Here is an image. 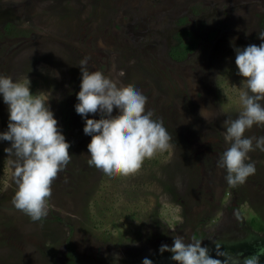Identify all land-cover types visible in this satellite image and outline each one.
Returning <instances> with one entry per match:
<instances>
[{
    "label": "rangeland",
    "instance_id": "rangeland-1",
    "mask_svg": "<svg viewBox=\"0 0 264 264\" xmlns=\"http://www.w3.org/2000/svg\"><path fill=\"white\" fill-rule=\"evenodd\" d=\"M181 31L194 41L174 59ZM262 32L264 0H0V75L27 76L43 93L71 155L34 222L12 204L14 157L0 140V264H176L159 249L177 235L202 242L217 264H264V152L248 154L255 174L235 188L217 166L229 147L224 121L241 111L235 50L264 43ZM84 59L134 85L172 137L135 175L87 163L85 119L100 116L75 111ZM8 123L0 95V132Z\"/></svg>",
    "mask_w": 264,
    "mask_h": 264
},
{
    "label": "clouds",
    "instance_id": "clouds-1",
    "mask_svg": "<svg viewBox=\"0 0 264 264\" xmlns=\"http://www.w3.org/2000/svg\"><path fill=\"white\" fill-rule=\"evenodd\" d=\"M258 39L264 41V32ZM235 53L237 74L244 85L239 96L241 111L237 118L224 121V139L229 147L217 162L226 170L225 179L232 188L255 174V164L247 162L248 154L256 149L264 152V136L244 135L254 125L264 127V43L237 48ZM79 67L81 83L75 111L82 118L89 114L100 116L85 119L83 127L84 134L91 137L88 165L109 177L135 175L146 159L171 146L172 137L162 121L153 119L152 111H146L147 97L134 85L118 86L101 71H89L87 59ZM30 84L27 76L14 81L0 75V95L9 111L7 131L0 132V140L10 142L4 151L14 157L9 160L16 185L12 204L35 222L47 216L51 186L70 163L71 155L70 144L58 129L48 100L43 93H32ZM159 251L170 252L176 264H217L202 242L186 243L179 235L173 237L171 246L161 245ZM142 264L152 262L145 258Z\"/></svg>",
    "mask_w": 264,
    "mask_h": 264
},
{
    "label": "trees",
    "instance_id": "trees-1",
    "mask_svg": "<svg viewBox=\"0 0 264 264\" xmlns=\"http://www.w3.org/2000/svg\"><path fill=\"white\" fill-rule=\"evenodd\" d=\"M190 34L186 31H181L175 34L176 44L170 50V56L174 59H178L185 54L193 44V39L189 36Z\"/></svg>",
    "mask_w": 264,
    "mask_h": 264
}]
</instances>
